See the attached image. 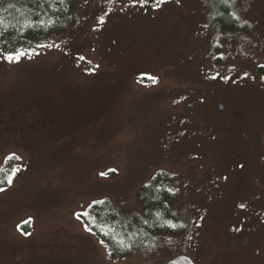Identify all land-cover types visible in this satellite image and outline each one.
Instances as JSON below:
<instances>
[{"label": "rangeland", "instance_id": "374dc122", "mask_svg": "<svg viewBox=\"0 0 264 264\" xmlns=\"http://www.w3.org/2000/svg\"><path fill=\"white\" fill-rule=\"evenodd\" d=\"M223 2L231 32L212 0H73L66 31L0 41V121L43 114L0 146V264H264V0ZM157 172L175 234L111 260L81 217L108 200L136 234Z\"/></svg>", "mask_w": 264, "mask_h": 264}, {"label": "trees", "instance_id": "16d2710c", "mask_svg": "<svg viewBox=\"0 0 264 264\" xmlns=\"http://www.w3.org/2000/svg\"><path fill=\"white\" fill-rule=\"evenodd\" d=\"M215 23L222 31L231 32L236 21L230 6L220 0H212ZM73 0H26L22 6L0 9V41L13 38L32 41L60 34L73 24L71 12ZM262 72V70H259ZM162 173L154 176L140 188L139 198L143 207V225L134 235L116 223V215L108 200L93 203L84 217L87 230L105 245L111 260H122L130 256L131 250L140 248L150 238L175 234L169 225L170 204L176 194L168 188ZM167 264H192L186 257H178Z\"/></svg>", "mask_w": 264, "mask_h": 264}, {"label": "flooded vegetation", "instance_id": "af4514ba", "mask_svg": "<svg viewBox=\"0 0 264 264\" xmlns=\"http://www.w3.org/2000/svg\"><path fill=\"white\" fill-rule=\"evenodd\" d=\"M32 103L24 106L23 111L14 116H8L0 121V146L8 140L20 141L29 134L35 133L43 120V114ZM43 123V122H42Z\"/></svg>", "mask_w": 264, "mask_h": 264}]
</instances>
